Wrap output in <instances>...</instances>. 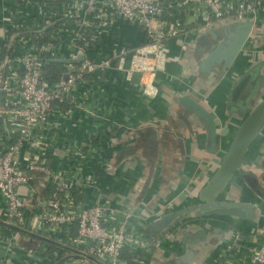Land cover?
Wrapping results in <instances>:
<instances>
[{
  "label": "crops",
  "instance_id": "0c3cea01",
  "mask_svg": "<svg viewBox=\"0 0 264 264\" xmlns=\"http://www.w3.org/2000/svg\"><path fill=\"white\" fill-rule=\"evenodd\" d=\"M97 5L89 11H81L78 23L70 22L63 37H71L65 41L67 44L78 29L89 41L90 49L86 52L89 60L111 61L109 68L95 74L96 94L86 107L87 111L101 117L91 119V114L88 117L78 111L73 121L65 123L61 136L66 135V140L74 139L78 145L85 146L84 151L93 153L89 156L88 152L90 158L84 162L82 172V175L95 173L98 178L99 194H93L101 204L131 212V226L141 239L150 243L145 252L132 253L125 249L123 261L124 254H132L126 264H249L250 253L260 239L256 241L252 233L264 225V129L249 146L240 173L220 199L255 205L259 210L256 221L189 216L172 225L168 233L156 234L149 230L166 215L197 203V192L215 172L240 123L239 113L245 115L241 105L246 93L249 92L247 104L256 96V100L264 99V88L254 86V89L251 85L256 80L252 72L259 63L264 64V23L258 25L255 35L247 41L229 71L232 77L239 73L237 80L248 75L245 88L235 101L229 102L230 91L237 80L226 76L213 85L207 78L203 84L199 83L194 76L195 68L185 70L187 51L181 52L174 41L167 46L170 60L165 70L156 74L154 88L143 89L138 73L127 80L126 72L118 68V61L122 55L128 56L144 45L146 38L136 24L119 19L109 7H103L100 14ZM178 17L192 23L195 13H178ZM103 23H106L104 27ZM56 26L58 24L53 29ZM261 31L263 34L257 40ZM197 32L185 38L188 45L195 40ZM2 34L0 27L1 38ZM83 44L81 42L80 47ZM66 52L67 46L62 45L61 56H66ZM227 82H231V86ZM182 95H191L214 115L217 128H228L225 137H218L215 152H211L206 130L179 105L178 98ZM89 141L94 151L87 148ZM61 156L59 151L54 153L52 167ZM247 183L253 185L252 190L247 188L249 185L245 187ZM53 190L46 191L45 197ZM79 197L77 190L75 198ZM129 203L133 204V209L126 207ZM199 233L202 235L198 239ZM0 234L13 237L17 246L9 252L10 249L0 243V264H64L59 247L31 232L30 221L20 228L5 223L0 217ZM178 235H181L178 239L173 238Z\"/></svg>",
  "mask_w": 264,
  "mask_h": 264
},
{
  "label": "built area",
  "instance_id": "2783aa9c",
  "mask_svg": "<svg viewBox=\"0 0 264 264\" xmlns=\"http://www.w3.org/2000/svg\"><path fill=\"white\" fill-rule=\"evenodd\" d=\"M96 5L100 14L109 7L143 32L146 43L122 55L118 68L126 72L127 80L140 74L145 90L154 88L156 74L165 70L170 42L186 52L185 38L201 29L229 19L250 18L257 27L264 23V0H0V217L20 228L30 221L31 232L59 247L64 264H126L125 249L145 252L150 245L131 226V212L101 204L93 194H99L98 178L95 173L82 175L84 162L93 153L61 136L65 123L78 111L91 114V119L101 117L86 107L96 94L95 74L109 68L111 61L89 60V41L78 29L67 44L71 37H63L65 27L77 22L81 11ZM188 12L195 13L192 23L178 17ZM166 14L172 22L163 19ZM32 33L41 34L46 43H37ZM62 45L67 46L66 56H61ZM79 52L83 60L76 64ZM59 59L69 63L64 64L62 79L49 84L43 69ZM86 144L93 149L91 141ZM57 151L62 156L52 167ZM50 188L53 192L45 197ZM252 236L260 239L249 264H264V225ZM14 241L0 234V243L9 252ZM66 250L77 255L66 256Z\"/></svg>",
  "mask_w": 264,
  "mask_h": 264
},
{
  "label": "water",
  "instance_id": "95a60500",
  "mask_svg": "<svg viewBox=\"0 0 264 264\" xmlns=\"http://www.w3.org/2000/svg\"><path fill=\"white\" fill-rule=\"evenodd\" d=\"M256 28L257 26L254 25L252 19L245 18L241 20L229 19L209 28L199 30L195 34V40L190 43L184 55L185 59L188 60L185 64V70L189 72L191 68H195L194 76L197 77L199 83L203 84L204 78L210 79L212 81L211 85L219 82L231 69L250 37L255 35ZM82 60V53H77L75 55V63L79 64ZM192 60L196 61L191 63ZM52 62L68 64L69 60H51ZM247 80L248 75H245L233 84L230 91V101H235L237 95L245 88ZM254 84L252 83L253 86ZM248 97L249 92L246 93V99L242 100L241 107H247ZM255 98H258V96ZM255 98H253L254 101H256ZM178 103L206 130L211 152H215L218 137H225L229 132L228 128H217L216 118L191 95L180 96ZM236 128L215 172L197 192V203L178 213L166 215L153 225L149 232L156 234L168 233L172 225L179 224L181 220L189 216L194 218L235 217L251 221L258 219L259 210L255 205L240 203V201L232 203L231 201H221L220 199H222L224 190L231 183L236 173L241 170L249 146L264 129V99L256 101L255 105L249 109L248 114L245 116L244 113H241L240 123ZM246 185L249 184L247 183ZM181 235L173 238L178 239ZM183 235L186 234L184 233ZM200 235L202 234H198V239ZM196 243L197 240L195 241ZM192 248L189 247V249ZM181 259L184 260V257L182 256Z\"/></svg>",
  "mask_w": 264,
  "mask_h": 264
},
{
  "label": "trees",
  "instance_id": "16d2710c",
  "mask_svg": "<svg viewBox=\"0 0 264 264\" xmlns=\"http://www.w3.org/2000/svg\"><path fill=\"white\" fill-rule=\"evenodd\" d=\"M163 19L166 21V22H172V19L168 16H164ZM34 37V39L36 40L37 43H46V40L43 39V38H40L41 34H36V33H32ZM35 42V41H34ZM64 64L62 63H47L43 69V78L49 83V84H52V83H55L59 80L62 79V76L65 72V69H64ZM66 253V256H75L77 255L76 252L72 251V250H66L65 251ZM132 254H124L123 257H124V260L128 263L129 260L131 261V256Z\"/></svg>",
  "mask_w": 264,
  "mask_h": 264
},
{
  "label": "flooded vegetation",
  "instance_id": "af4514ba",
  "mask_svg": "<svg viewBox=\"0 0 264 264\" xmlns=\"http://www.w3.org/2000/svg\"><path fill=\"white\" fill-rule=\"evenodd\" d=\"M261 34H263L262 31H261V33L259 34V37L257 38V40H260ZM262 41H264V39H262ZM255 69H256V70L253 71L252 73H254V79H256V80H255V82H252V83H255L254 86H255L256 88H258V87L264 88V64H263V63H262V64L259 63V66H258L257 68H255ZM256 82H258V83H256ZM252 83H251V85H252ZM254 86H253L252 88H254ZM254 89H255V88H254ZM229 102H230V100H229ZM254 105H255V104H254ZM213 116H214V115H213ZM239 116H241V113H239ZM236 129H237V128H235V130H236ZM239 173H240V171L237 172L236 175L239 174ZM249 186H250V188H251V190H252L253 185H250V184H249ZM194 204H196V203L193 202V203H191L190 205H188V207H189V206H192V205H194ZM126 207H127L129 210L134 208L133 204H131V203H129V205L126 206ZM186 208H187V207H186Z\"/></svg>",
  "mask_w": 264,
  "mask_h": 264
},
{
  "label": "rangeland",
  "instance_id": "374dc122",
  "mask_svg": "<svg viewBox=\"0 0 264 264\" xmlns=\"http://www.w3.org/2000/svg\"><path fill=\"white\" fill-rule=\"evenodd\" d=\"M230 71V70H229ZM229 71L223 76L224 78L226 77V76H231L230 74H229ZM238 75H239V73H237ZM238 75H236V76H234L233 77V79L234 80H237V77H238ZM232 82V81H231ZM231 82H227L228 83V86H231ZM259 99H257L256 101H258ZM256 101H250L248 104H247V107L245 108V115L246 114H248V111H249V109H251L252 107H253V105H254V103L256 102ZM244 115V116H245ZM240 122V121H239ZM247 185H245V187H246ZM247 188H249V189H251L250 187H247Z\"/></svg>",
  "mask_w": 264,
  "mask_h": 264
}]
</instances>
